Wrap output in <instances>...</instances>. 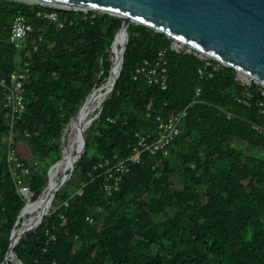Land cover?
Here are the masks:
<instances>
[{
	"label": "trees",
	"instance_id": "16d2710c",
	"mask_svg": "<svg viewBox=\"0 0 264 264\" xmlns=\"http://www.w3.org/2000/svg\"><path fill=\"white\" fill-rule=\"evenodd\" d=\"M51 11L0 0V80L31 68L28 109L17 122L15 143L32 170L34 194L26 201L11 173L6 91L0 86V264H12L5 262L12 232L61 160L66 127L110 78L111 48L123 26L100 12H58L60 28L38 17ZM18 16L36 29L22 49L9 42ZM128 32L121 76L87 131L86 152L50 214L21 238L17 256L24 264H264V87L243 85L226 66L201 78L205 62L175 52L168 57L166 90L135 80L144 61L157 60L172 40L143 25L132 24ZM248 94L250 106L242 102ZM186 109L172 157L154 169L157 158L146 155L131 166L120 190L107 195L103 173L132 155L136 134L152 133L159 116Z\"/></svg>",
	"mask_w": 264,
	"mask_h": 264
},
{
	"label": "water",
	"instance_id": "95a60500",
	"mask_svg": "<svg viewBox=\"0 0 264 264\" xmlns=\"http://www.w3.org/2000/svg\"><path fill=\"white\" fill-rule=\"evenodd\" d=\"M13 1L36 4L50 11L82 14L100 12L120 18L123 21L120 32L126 31L127 42L124 45L121 55V69L112 92L123 70L125 52L129 42L128 30L132 24L143 25L158 34H165L171 39L183 41L224 66L235 69L239 76L246 77L251 85L264 86V0ZM27 1H33V3ZM130 22L132 23L129 24ZM114 43L111 48L112 52ZM102 112L103 107L99 110L96 120L100 118ZM82 140L83 149L78 163L86 152V135H83ZM57 164L58 162L53 167ZM76 168L77 165L66 176L60 190L70 181ZM21 215L16 226L19 224ZM46 216L42 218L38 227L43 223ZM14 233L15 229L11 235V246L5 262L8 261L13 252V257L17 262L13 261L12 264H24L15 251L19 243L13 244Z\"/></svg>",
	"mask_w": 264,
	"mask_h": 264
},
{
	"label": "built area",
	"instance_id": "2783aa9c",
	"mask_svg": "<svg viewBox=\"0 0 264 264\" xmlns=\"http://www.w3.org/2000/svg\"><path fill=\"white\" fill-rule=\"evenodd\" d=\"M90 13V12H89ZM88 14V13H86ZM38 17H42L50 20L54 23H59V15L56 11L42 13L39 12ZM60 28H64V25L59 23ZM35 27L31 24L25 16H18L11 28V34L9 42L17 49H22L25 42L35 32ZM172 43L170 47L162 49L158 54V59L154 61L146 60L140 66L135 73V80L144 79L150 85L160 86L163 90L168 88V65L169 54H193L205 62V66L199 70L201 78L209 75L213 77L212 72H207L211 68H215V71L224 66L218 62L214 64L213 58L201 53L194 47L184 43L183 41L171 39ZM31 77V68L29 66L19 67L9 78L0 80V86L5 89V110H7V119L9 121L10 134L5 138V145L7 147V159L10 164L11 173L14 180L17 183L19 193L26 197L31 195V189L28 185V178L32 173V170L20 156L19 148L16 146V126L19 119L27 113L26 97L28 94V84ZM239 81L245 86H251L249 80L243 76H239ZM246 79V80H245ZM264 87V86H263ZM202 89L199 88L198 95H200ZM264 96V91H263ZM251 95L248 94L247 98L242 102L249 105L247 101ZM260 107L262 113H264V101L261 102ZM188 115V109L171 115L170 117L159 116L156 121V129L149 134H143L138 132L136 134V145L133 148L132 155L119 162L115 166L106 169L103 173L107 177L105 192L107 195H112L120 190V186L124 177L130 172L132 165L142 164L146 155H151L157 158L154 164V169L159 164H163L166 160L172 157L173 149L177 138L181 134V126ZM26 136L30 138V134ZM103 168V166H101ZM97 169V168H95ZM78 194H83V190L78 191ZM62 206H69V203L61 204ZM89 222H93L92 218H88ZM51 240H56L55 235H51Z\"/></svg>",
	"mask_w": 264,
	"mask_h": 264
},
{
	"label": "bare ground",
	"instance_id": "6f19581e",
	"mask_svg": "<svg viewBox=\"0 0 264 264\" xmlns=\"http://www.w3.org/2000/svg\"><path fill=\"white\" fill-rule=\"evenodd\" d=\"M27 2L33 3V1H27ZM131 23L132 22H130L129 24ZM126 42H127L126 31L123 30L118 34L114 43L113 52H112L113 66H112V71L110 73V78L104 85L97 87L91 93V95L87 98L86 102L82 105L84 107L79 112L78 116L75 119H73L71 124H69L70 128L75 130L74 141H76L77 143L76 148H73L71 154L69 153L68 156L65 157L64 154L63 158L58 162V164L60 162L61 163L58 166L56 165L57 167H53L52 170L50 171L48 185L44 190V192L42 193L41 197L36 202H34L30 207L28 206L26 208L25 213L28 211L27 220L24 221L22 225L15 230L13 244H18L21 237L34 231L38 227L39 223L42 221L44 215L46 216L47 214H49L50 209L52 207V203L55 199L54 196L58 192V180L60 178V174L62 172H66L71 169L74 170L75 163H78L80 154L82 153V149H83V140H82L83 135L86 134L89 128L96 121V119H94L95 118L94 114L103 107L104 102L110 96V93L114 87L115 81L121 69V55L123 53L124 45ZM81 132H83L82 135H80ZM21 218L19 224L21 222ZM12 260H15L13 257V252L8 258L7 263H10V261Z\"/></svg>",
	"mask_w": 264,
	"mask_h": 264
},
{
	"label": "rangeland",
	"instance_id": "374dc122",
	"mask_svg": "<svg viewBox=\"0 0 264 264\" xmlns=\"http://www.w3.org/2000/svg\"><path fill=\"white\" fill-rule=\"evenodd\" d=\"M111 56H112V62H113V53L111 52ZM105 84V83H104ZM103 84V85H104ZM102 86V85H101ZM82 107V106H81ZM81 109V108H80ZM80 109H79V111H78V113L76 114V116L74 117V118H72V120H71V122L69 123V124H71L72 123V121H73V119H75L77 116H78V114H79V112H80ZM98 113H99V111H97L95 114H94V116L95 117H97V115H98ZM68 129V130H67ZM83 134V132H81V134L80 135H82ZM86 137H87V132H86ZM74 138H75V130L74 129H71L70 128V125H68L67 127H66V129H65V131H64V135H63V139H62V155H61V159L63 158V155L65 154V157L66 156H68V154L70 153L71 154V151H72V149L73 148H76V145H77V143H76V141H74ZM59 162V161H58ZM76 164L77 163H75V165H74V167L76 166ZM54 166V165H53ZM52 166V167H53ZM52 167L49 169V172H48V177H50V171L52 170ZM73 170L71 169V170H68V171H66V172H62L61 174H60V178H59V180H58V192L59 191H61L60 190V186H61V184H62V181H63V179L65 180V178H66V176L67 175H69L71 172H72ZM71 179V178H70ZM69 182V181H68ZM67 182V183H68ZM78 183H80V179H78ZM73 191L76 189V186H74L73 188ZM58 192H57V194H58ZM56 194V195H57ZM34 194H32L31 193V196L32 197H34L33 196ZM56 195L54 196L55 198H56ZM29 196H30V194H29ZM25 199H26V201H27V196L25 197ZM53 201V200H52ZM54 203H55V199H54V201H53V203H52V207H51V209H50V211L52 210V208L54 207ZM27 213H28V211H27ZM49 214H50V212H49ZM28 215V214H27ZM23 216V215H22ZM45 216V215H44ZM28 217V216H27ZM164 218V216H158L157 217V220H161V219H163ZM23 220H24V216H23ZM27 220V218L25 219V221ZM23 223V222H22ZM10 263H12V262H10Z\"/></svg>",
	"mask_w": 264,
	"mask_h": 264
},
{
	"label": "crops",
	"instance_id": "0c3cea01",
	"mask_svg": "<svg viewBox=\"0 0 264 264\" xmlns=\"http://www.w3.org/2000/svg\"><path fill=\"white\" fill-rule=\"evenodd\" d=\"M239 78V77H238ZM238 81H239V79H238Z\"/></svg>",
	"mask_w": 264,
	"mask_h": 264
}]
</instances>
